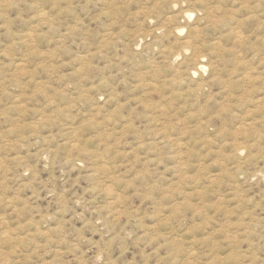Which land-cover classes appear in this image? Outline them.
I'll list each match as a JSON object with an SVG mask.
<instances>
[{
	"label": "rangeland",
	"instance_id": "obj_1",
	"mask_svg": "<svg viewBox=\"0 0 264 264\" xmlns=\"http://www.w3.org/2000/svg\"><path fill=\"white\" fill-rule=\"evenodd\" d=\"M262 52L264 0H0V264H264Z\"/></svg>",
	"mask_w": 264,
	"mask_h": 264
},
{
	"label": "bare ground",
	"instance_id": "obj_2",
	"mask_svg": "<svg viewBox=\"0 0 264 264\" xmlns=\"http://www.w3.org/2000/svg\"><path fill=\"white\" fill-rule=\"evenodd\" d=\"M43 11V10H42ZM41 12V11H40ZM46 12V11H45ZM43 13V12H42ZM186 13V12H185ZM187 14V13H186ZM44 16V15H43ZM186 17H188L187 15H186ZM259 19V18H258ZM261 20L263 19V18H260ZM169 21V20H168ZM176 21V20H175ZM174 21V22H175ZM258 21H260V20H258ZM257 24V23H256ZM255 26V25H254ZM257 26V25H256ZM177 28H180V27H177ZM177 30H180V29H177ZM238 36H240V35H238ZM236 37V38H240V37ZM240 44V43H239ZM240 48V47H239ZM238 48V49H239ZM239 53V52H238ZM238 53H236V55L238 54ZM262 53H264V52H262ZM235 54V53H234ZM252 55V54H251ZM251 55H250V57H251ZM263 55V54H262ZM256 57V56H255ZM264 57V56H263ZM261 58V57H260ZM201 59V58H200ZM259 59V58H258ZM202 60V59H201ZM201 60L199 61V62H197L198 63V65H196V66H198L199 68H203V66H204V64H202L201 63ZM243 60V59H242ZM260 61L261 60H263V59H259ZM81 64V63H80ZM243 64H246V63H243ZM244 67L246 66V65H243ZM251 68V67H250ZM244 69V68H243ZM238 70H241V69H238ZM248 70V69H247ZM245 71V70H244ZM250 71H252L251 69H250ZM178 72V71H177ZM243 72V71H242ZM241 72V73H242ZM249 72V71H248ZM241 73H239V74H241ZM238 74V73H237ZM237 74H236V76H237ZM243 74V73H242ZM248 74V73H247ZM249 74H251V73H249ZM251 75H253V74H251ZM238 78V77H237ZM236 78V79H237ZM239 79V78H238ZM243 81H245V80H243ZM200 83V85H201V82H199ZM199 83H198V85H199ZM241 84H243V82L241 83ZM252 84V83H251ZM202 85H203V83H202ZM245 88V87H244ZM241 90V89H240ZM241 94V93H240ZM250 95H251V93H250ZM241 100V99H240ZM242 101V100H241ZM237 102V101H236ZM240 103V102H239ZM240 110V109H239ZM244 110H246L245 108H244ZM237 112V111H236ZM244 112V111H243ZM237 113H240V112H237ZM251 113V112H250ZM241 114V113H240ZM240 118H242V117H240ZM239 119V118H238ZM237 120V119H236ZM251 122V121H250ZM240 123H241V121H240ZM168 142H169V140H167ZM171 141H172V139H171ZM109 195H112V193L111 194H109ZM114 197V196H113ZM117 198H119V196L117 197ZM115 199V198H114ZM108 200V199H107ZM117 199H115V201H116ZM118 204H119V202H118ZM114 209V208H113Z\"/></svg>",
	"mask_w": 264,
	"mask_h": 264
}]
</instances>
